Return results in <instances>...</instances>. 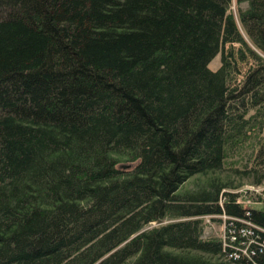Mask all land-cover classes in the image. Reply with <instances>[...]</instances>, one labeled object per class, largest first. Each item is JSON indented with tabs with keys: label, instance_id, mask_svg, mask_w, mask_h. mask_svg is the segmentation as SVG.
Returning a JSON list of instances; mask_svg holds the SVG:
<instances>
[{
	"label": "trees",
	"instance_id": "16d2710c",
	"mask_svg": "<svg viewBox=\"0 0 264 264\" xmlns=\"http://www.w3.org/2000/svg\"><path fill=\"white\" fill-rule=\"evenodd\" d=\"M263 182L264 0H0V264H264Z\"/></svg>",
	"mask_w": 264,
	"mask_h": 264
},
{
	"label": "rangeland",
	"instance_id": "374dc122",
	"mask_svg": "<svg viewBox=\"0 0 264 264\" xmlns=\"http://www.w3.org/2000/svg\"><path fill=\"white\" fill-rule=\"evenodd\" d=\"M219 65V56L217 55L213 60L209 63V68L212 70H215ZM241 198L243 205L245 207L250 208H264V182L261 186H254L250 184H246L243 187H241L237 191ZM218 221V220H217ZM209 221L206 220V218L203 219L204 223V234L206 237H222L224 226L222 223H224L223 217L220 218V221Z\"/></svg>",
	"mask_w": 264,
	"mask_h": 264
},
{
	"label": "built area",
	"instance_id": "2783aa9c",
	"mask_svg": "<svg viewBox=\"0 0 264 264\" xmlns=\"http://www.w3.org/2000/svg\"><path fill=\"white\" fill-rule=\"evenodd\" d=\"M206 218V217H205ZM206 220H209L210 221V218H206ZM224 224H225V221H224ZM224 226V231H223V236H222V238L224 239L225 238V236H224V232H225V225H223ZM232 239H235L234 237H232ZM225 240V239H224Z\"/></svg>",
	"mask_w": 264,
	"mask_h": 264
},
{
	"label": "bare ground",
	"instance_id": "6f19581e",
	"mask_svg": "<svg viewBox=\"0 0 264 264\" xmlns=\"http://www.w3.org/2000/svg\"><path fill=\"white\" fill-rule=\"evenodd\" d=\"M216 217V216H215ZM218 219V218H217Z\"/></svg>",
	"mask_w": 264,
	"mask_h": 264
}]
</instances>
